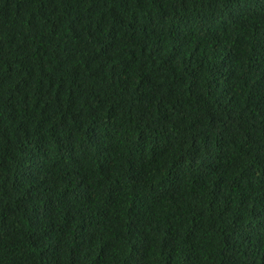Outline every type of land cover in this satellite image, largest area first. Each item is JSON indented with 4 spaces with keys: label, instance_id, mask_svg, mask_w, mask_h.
Returning <instances> with one entry per match:
<instances>
[{
    "label": "trees",
    "instance_id": "1",
    "mask_svg": "<svg viewBox=\"0 0 264 264\" xmlns=\"http://www.w3.org/2000/svg\"><path fill=\"white\" fill-rule=\"evenodd\" d=\"M0 264H264V0H0Z\"/></svg>",
    "mask_w": 264,
    "mask_h": 264
}]
</instances>
